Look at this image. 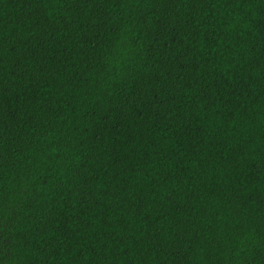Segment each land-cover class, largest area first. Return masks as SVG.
<instances>
[{
    "label": "trees",
    "instance_id": "1",
    "mask_svg": "<svg viewBox=\"0 0 264 264\" xmlns=\"http://www.w3.org/2000/svg\"><path fill=\"white\" fill-rule=\"evenodd\" d=\"M0 264H264V0H0Z\"/></svg>",
    "mask_w": 264,
    "mask_h": 264
}]
</instances>
